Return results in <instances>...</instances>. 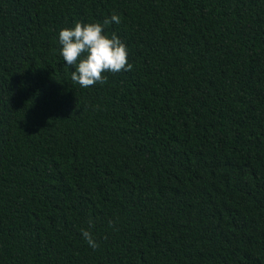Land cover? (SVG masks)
I'll list each match as a JSON object with an SVG mask.
<instances>
[{"label": "trees", "instance_id": "obj_1", "mask_svg": "<svg viewBox=\"0 0 264 264\" xmlns=\"http://www.w3.org/2000/svg\"><path fill=\"white\" fill-rule=\"evenodd\" d=\"M113 12L82 88L59 32ZM0 264H264V0H0Z\"/></svg>", "mask_w": 264, "mask_h": 264}, {"label": "clouds", "instance_id": "obj_2", "mask_svg": "<svg viewBox=\"0 0 264 264\" xmlns=\"http://www.w3.org/2000/svg\"><path fill=\"white\" fill-rule=\"evenodd\" d=\"M120 24L121 17L113 12L103 22H76L72 28H63L59 32L60 55L68 67H74L71 79L82 88L107 83L104 73L117 74L121 71H132L133 65L128 60L127 45L112 33L105 34L109 24ZM115 221L109 219L108 226L114 227ZM95 222L89 218L88 228L81 229V235L87 245L96 250L99 243L93 235Z\"/></svg>", "mask_w": 264, "mask_h": 264}]
</instances>
